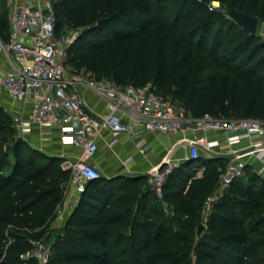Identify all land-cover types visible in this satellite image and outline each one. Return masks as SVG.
I'll list each match as a JSON object with an SVG mask.
<instances>
[{
	"label": "trees",
	"instance_id": "16d2710c",
	"mask_svg": "<svg viewBox=\"0 0 264 264\" xmlns=\"http://www.w3.org/2000/svg\"><path fill=\"white\" fill-rule=\"evenodd\" d=\"M211 1L264 24V0H56V34L79 32L64 64L119 88L152 83L194 118L264 123V41L209 12ZM8 32L0 11L2 41ZM62 162L16 138L0 107V264H38L26 256L47 239V264H264V189L236 181L203 221L227 162L183 163L167 178L162 202L144 177L88 182L52 233L70 180ZM195 164L204 167L200 178Z\"/></svg>",
	"mask_w": 264,
	"mask_h": 264
},
{
	"label": "built area",
	"instance_id": "2783aa9c",
	"mask_svg": "<svg viewBox=\"0 0 264 264\" xmlns=\"http://www.w3.org/2000/svg\"><path fill=\"white\" fill-rule=\"evenodd\" d=\"M7 3L8 39L0 43V50L10 68L0 73V91L13 101L30 105L26 120L12 118L16 138L23 140L31 134L33 127L58 131L63 144L79 150L76 161L66 167L70 171V180L65 187L64 198L71 187L70 195L77 204L86 184L101 178L97 167L87 160L99 151L96 139L103 132L130 139L143 133L162 135L167 140L169 136L177 138L150 172V186L160 202L167 178L183 162V159L173 158L175 151L184 152L186 161L200 159L201 153L208 154L218 145L208 140L212 132L226 135L228 147L247 140L249 154L254 153L257 157L263 154V122L253 119L222 120L208 116L194 118L178 112L155 91L152 83L119 88L87 83L79 76H69L64 61L79 32L66 29L60 35L56 34V0H7ZM206 7L209 12H214L221 6L211 1ZM256 35L264 41V24L257 27ZM78 87L90 89L105 100L104 114L96 116L86 109L77 93ZM116 143L117 139H113L106 146L112 149ZM136 147L139 154H145L143 140L138 141ZM240 152H231L213 195L206 200L202 211L204 222L211 204L244 176L246 164ZM261 160L264 164V157ZM131 162L132 159L128 158L123 165ZM26 257H32L38 264H47L50 246L43 241L34 242L32 251Z\"/></svg>",
	"mask_w": 264,
	"mask_h": 264
},
{
	"label": "crops",
	"instance_id": "0c3cea01",
	"mask_svg": "<svg viewBox=\"0 0 264 264\" xmlns=\"http://www.w3.org/2000/svg\"><path fill=\"white\" fill-rule=\"evenodd\" d=\"M5 3L8 7L7 0ZM8 20V19H7ZM262 23H258V27ZM5 42L0 38V43ZM9 64L0 50V73L9 70ZM77 93L85 105L86 109L93 115L99 116L105 112V100L95 94L92 90L85 87H78ZM0 107L11 117H20L26 120L30 114V105L22 104L13 101L4 91H0ZM113 139H117L116 145L112 149L107 148V144ZM176 137L169 136L168 140L162 135H152L150 133H143L138 138L130 139L125 136H112L108 132H103L100 138L96 139L99 151L87 162L97 167L103 179H113L117 177H131V178H146L149 179L150 172L157 167L161 159L166 155L169 146L176 141ZM23 140L31 146V148L51 157H57L63 160V165L72 164L79 156V150L71 146L65 145L60 141V134L58 131L38 129L33 127L31 134L25 136ZM143 140L146 146L144 155L139 154L136 144ZM209 141L218 143L216 147L206 153H201L203 160L218 159L227 162L225 158L231 155L234 150L241 151V158L246 164L244 176L238 180L237 184L241 187L254 186L256 191L264 189V164L262 157L256 154H249L247 140H242L234 147H228L226 143V135L212 132L208 135ZM264 151V150H263ZM186 154L180 150L175 151L173 158L185 160ZM128 158L132 162L124 166L123 162ZM204 167L200 166L196 170V178H200L203 174ZM150 184V179H149ZM72 188H69V194L64 198L62 204L58 207L53 221L49 223L48 230L56 233L63 228L67 222L70 214L76 206L73 197L70 195ZM264 211V210H263ZM264 215V213H263Z\"/></svg>",
	"mask_w": 264,
	"mask_h": 264
},
{
	"label": "rangeland",
	"instance_id": "374dc122",
	"mask_svg": "<svg viewBox=\"0 0 264 264\" xmlns=\"http://www.w3.org/2000/svg\"><path fill=\"white\" fill-rule=\"evenodd\" d=\"M5 4H6V3H4L3 0H0V8H1L0 11H3V12L6 13V20H7V19H8V14H9V9H8L7 5H5ZM225 10H226L225 8L220 7L219 9H217V10L214 11V12L220 14L224 19H229V18L224 14V11H225ZM67 71H68L69 76H71V77H73V76H79L81 79L85 80L87 83H93V84H97V85H101V86H103L104 84H105V85H109V86L112 85V84L110 83V81H107V80L96 81L95 78H94L92 75H90L89 73H86L84 70L81 71L78 75H75L69 67H68ZM165 99H166L170 104H172V105L174 106V108H175L178 112H182V113H184V109H183V107H182L178 102L174 101V100L172 99L171 96L166 97ZM73 163H74V162H73ZM60 167H61V169H62L63 171H67V170H66V167H67L66 165L61 164ZM194 167H198V165L195 164ZM69 176H70V175H69ZM144 187H145V188L147 187V188L151 189V186H150V184H149V179H148L147 182L144 184ZM153 199H154V198H153ZM154 200H155V199H154ZM154 202H156V200H155ZM161 206H162V204H161ZM163 211H164L165 216H171L170 213H169L166 209L163 210ZM50 240H51V239H47V240H45L44 242H45L47 245H49Z\"/></svg>",
	"mask_w": 264,
	"mask_h": 264
},
{
	"label": "water",
	"instance_id": "95a60500",
	"mask_svg": "<svg viewBox=\"0 0 264 264\" xmlns=\"http://www.w3.org/2000/svg\"><path fill=\"white\" fill-rule=\"evenodd\" d=\"M224 14L232 20L239 28L246 31L249 35L253 36L256 34L259 20L254 17H249L248 15L239 13L235 10H225ZM230 156H227L225 159H230ZM204 230V226L200 225L197 229V235H200Z\"/></svg>",
	"mask_w": 264,
	"mask_h": 264
},
{
	"label": "bare ground",
	"instance_id": "6f19581e",
	"mask_svg": "<svg viewBox=\"0 0 264 264\" xmlns=\"http://www.w3.org/2000/svg\"><path fill=\"white\" fill-rule=\"evenodd\" d=\"M216 6H217V4H216Z\"/></svg>",
	"mask_w": 264,
	"mask_h": 264
}]
</instances>
